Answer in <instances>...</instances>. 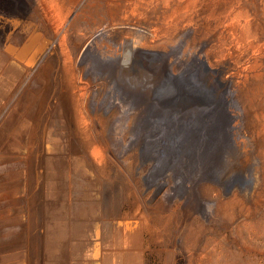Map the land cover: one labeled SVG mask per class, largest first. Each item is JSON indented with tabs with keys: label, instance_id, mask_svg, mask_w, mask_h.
Returning <instances> with one entry per match:
<instances>
[{
	"label": "rangeland",
	"instance_id": "1",
	"mask_svg": "<svg viewBox=\"0 0 264 264\" xmlns=\"http://www.w3.org/2000/svg\"><path fill=\"white\" fill-rule=\"evenodd\" d=\"M167 73L227 98L244 163L215 170L244 186L191 161L148 186L115 91L181 118ZM0 264H264V0H0Z\"/></svg>",
	"mask_w": 264,
	"mask_h": 264
},
{
	"label": "bare ground",
	"instance_id": "2",
	"mask_svg": "<svg viewBox=\"0 0 264 264\" xmlns=\"http://www.w3.org/2000/svg\"><path fill=\"white\" fill-rule=\"evenodd\" d=\"M138 53H144L146 56L152 57L158 56V54L148 51H134L133 47H130L127 51V55L130 57ZM112 62H114V60H112ZM201 62L206 70L209 71L210 68L207 62L203 59H201ZM106 76H108V74H106ZM108 78H110V76H108ZM191 82V78H187L186 73L179 76L172 73L166 74L165 87L176 85L179 91L178 102L171 103V106H173V108H183L189 112V114L187 113L188 115H184L181 118L163 114L161 107L156 103L165 92L163 87H157L150 94L152 98L148 100L142 99L141 96L137 94L142 93L140 90L128 93L121 92L120 88H118V90L115 91V99L118 104L126 112L136 114V131L140 133L147 131L148 139L138 146V148L141 152L142 164L152 163V165H154L149 175L146 176V179L148 186L156 187V194L165 189L169 182V178L175 176L178 166L189 161L193 162L195 165L196 174H194L196 176H203L204 178L217 177L219 182L224 180L230 181V185H233L235 181H240L239 183L243 186L245 185L246 179L244 177L228 174V172L239 168L240 161L243 162L241 157L242 154L240 155V142L236 141L238 130V122L236 121L238 120H235L234 115L229 111V101L224 96L217 99L216 96L213 95V103L210 104L206 96L192 92ZM121 83L124 84L125 89H128V86L123 83L122 80ZM112 84H114V82H112ZM114 86H116V84H114ZM202 86L203 84H200V87L204 88ZM206 90L208 89L206 88ZM141 95H147V93L144 92ZM75 102L76 99L74 98L75 105L73 108L75 109V113L80 116L81 113L76 105L77 102ZM190 106L192 107L190 108ZM67 108L69 110V106H66V109ZM193 108L197 109L194 116L191 115ZM68 110L66 112H69ZM75 115L76 114L73 116ZM81 123H79L81 127L84 124V127H87V132L91 131L90 120L85 118L84 124ZM84 130L85 129H83V133L85 132ZM225 146L228 147L226 152ZM216 153H221V160L211 163ZM235 153L238 155H236L235 158L231 157V154ZM95 154H93V156ZM225 166L228 172H216V168ZM189 172L191 174V171ZM176 187L178 192H184L185 194V189L182 190L180 184ZM217 196L218 194H215L213 200L215 204L218 203ZM202 209L205 211L203 207Z\"/></svg>",
	"mask_w": 264,
	"mask_h": 264
}]
</instances>
